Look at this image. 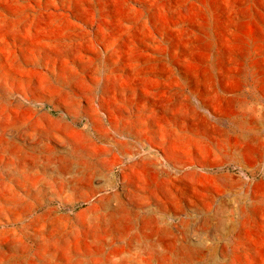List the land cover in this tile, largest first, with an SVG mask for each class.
<instances>
[{
    "label": "rangeland",
    "instance_id": "1",
    "mask_svg": "<svg viewBox=\"0 0 264 264\" xmlns=\"http://www.w3.org/2000/svg\"><path fill=\"white\" fill-rule=\"evenodd\" d=\"M185 263L264 264V0H0V264Z\"/></svg>",
    "mask_w": 264,
    "mask_h": 264
},
{
    "label": "bare ground",
    "instance_id": "2",
    "mask_svg": "<svg viewBox=\"0 0 264 264\" xmlns=\"http://www.w3.org/2000/svg\"><path fill=\"white\" fill-rule=\"evenodd\" d=\"M99 133V132H98ZM97 137L99 138V139H101V140H104V141H107V142H111L110 141V138H109V136H108V134L107 133H105L104 131L103 132H100L99 133V135H97ZM108 149V148H107ZM116 196V195H115ZM144 199V198H143ZM157 199V198H156ZM132 200V199H131ZM137 200V199H136ZM130 201V200H129ZM131 202V201H130ZM129 202V203H130ZM138 203V202H137ZM136 203V204H137ZM134 204V203H133ZM160 204V203H159ZM164 205V204H163ZM163 205H162V203H161V206L160 205H157V209H162L163 208ZM116 207H111V205L108 203V201H105L104 203H103V206L102 207H100V208H103L104 207V209H107L109 212H108V216H111L112 217V222H118V218H117V216H116V214L118 213V211H121V209L122 208H126L127 206H125V204H123V203H120V204H117V205H115ZM156 206V205H155ZM165 206V205H164ZM137 207L138 208H148V207H150V203H148V201H145V202H139L138 204H137ZM123 210V209H122ZM137 211V210H136ZM127 212H128V214H130V210H128L127 209ZM139 212V211H138ZM137 212V213H138ZM134 213V212H133ZM106 214V213H105ZM136 215H139V213L138 214H134V217L136 216ZM103 216V214L101 213V214H99L98 216H97V219H101V217ZM106 216V215H105ZM129 216V215H128ZM127 216V217H128ZM145 216V215H144ZM215 219H216V221L218 222V223H223V220L221 219V214H219V213H217L215 216ZM156 218H160V217H156ZM96 219V220H97ZM129 219V218H128ZM130 219L131 220H129L131 223H129V224H131L130 225V228L132 227H135L137 224H138V222L137 221H133L132 220V217L130 216ZM143 218H141V220H142ZM147 219V218H146ZM145 219V220H146ZM209 218H207V219H204V220H202V221H205V222H207L208 223V220ZM138 220H139V218H138ZM144 221V220H143ZM152 221V220H151ZM162 221V220H161ZM160 222V221H159ZM122 223V222H121ZM182 223L184 224V225H186V224H188V223H191V221H190V219L189 220H183L182 221ZM107 224H108V222H107ZM140 224V223H139ZM193 224V223H192ZM120 225V224H119ZM125 225V224H124ZM127 226H128V224H126ZM141 225V224H140ZM202 226V225H201ZM137 227V226H136ZM189 228V227H188ZM104 229V228H103ZM114 229H115V234L117 233V234H119V236H122V231H120V230H118L115 226H114ZM120 229H121V227H120ZM110 231V230H109ZM113 231V230H112ZM108 232V231H107ZM173 232V231H172ZM112 233H114V232H112ZM143 233H144V231H143ZM133 234V233H132ZM135 234V233H134ZM131 235V236H128L127 237V241L129 242V243H133V242H135V240L137 241V242H141L142 240H144V238H145V236L144 235H142V234H135V235ZM99 235H100V233H99ZM107 235H109V234H107ZM130 235V234H129ZM101 236V235H100ZM97 237V236H96ZM105 238V237H104ZM115 238V237H114ZM118 238V237H117ZM125 238V237H124ZM205 238V237H204ZM96 239V238H95ZM147 239V238H146ZM208 239V238H207ZM202 240V239H201ZM145 241V240H144ZM144 243V242H143ZM145 243H146V241H145ZM206 243V242H205ZM134 245H136V242H135V244ZM138 245V244H137ZM146 245V244H145ZM205 245V244H204ZM132 247V246H131ZM138 247V246H137ZM141 247H143L142 245L140 246V248ZM180 247H182V248H184V250H185V252H187L188 253V255H189V257L190 256H194L195 255V253H196V251H198L199 252V250H201L202 249V244H200V246H197L196 248L197 249H192V248H186V246H180ZM145 247H143V249H144ZM136 249V248H135ZM125 250V247L123 248V251ZM134 250V249H133ZM193 250H196V251H194V252H192ZM132 251V250H131ZM134 251H136V250H134ZM136 253V252H135ZM122 255H124V254H122ZM125 255H128V253L127 254H125ZM134 256H136V255H134ZM132 257V256H131ZM128 258V257H127ZM192 258V257H191ZM171 263V262H170ZM186 264V263H185Z\"/></svg>",
    "mask_w": 264,
    "mask_h": 264
}]
</instances>
